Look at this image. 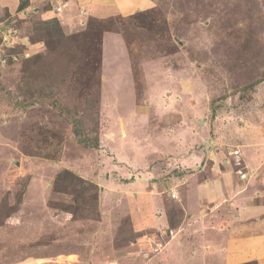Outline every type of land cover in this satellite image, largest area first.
I'll return each instance as SVG.
<instances>
[{"label": "rangeland", "instance_id": "rangeland-1", "mask_svg": "<svg viewBox=\"0 0 264 264\" xmlns=\"http://www.w3.org/2000/svg\"><path fill=\"white\" fill-rule=\"evenodd\" d=\"M70 2L19 0L0 20V264H152L176 233L136 230L139 205L179 222L172 178L205 176L216 137L245 170L244 141L264 135V0H156L128 16ZM92 17L113 29L97 31L99 66ZM80 115L98 147L74 135Z\"/></svg>", "mask_w": 264, "mask_h": 264}, {"label": "crops", "instance_id": "crops-1", "mask_svg": "<svg viewBox=\"0 0 264 264\" xmlns=\"http://www.w3.org/2000/svg\"><path fill=\"white\" fill-rule=\"evenodd\" d=\"M36 1L40 3L46 0H32L33 5L38 4ZM70 1L73 10L83 6L88 12H94L98 7L114 9L123 16L149 8L156 2V0ZM18 2L19 0H0L2 22L6 20L5 8L13 9ZM6 18L9 20L8 16ZM255 132L257 134L250 140L248 136L242 145L245 147L243 153L246 168L243 170L246 173L243 177L234 166L226 162L227 157L224 154L228 151L221 150L220 145H217L220 141L216 137L214 148L206 150L209 153L207 156L200 157L202 170L206 171L205 176L200 173V180L197 182L179 171L182 175L172 178L170 188L174 189L175 198L182 201L181 197L179 198L182 188L186 193L183 200L185 204H182L183 219L179 222L173 224L167 218L166 209L156 207V204L153 205L152 214L147 210L144 217L143 208L139 205L138 210L144 223L136 230L141 231L152 226L163 230L160 234H164L167 228L175 230L176 233L167 240L165 249L155 256L154 264H237L247 261L264 264V135ZM184 162L191 164L196 161L194 157H187ZM134 182L139 187H136L135 196L139 194L138 202L143 204L142 200L147 199L146 194L150 191L142 188L141 184L144 182L139 181L137 176ZM170 193L168 190V195ZM140 237L141 244L143 237Z\"/></svg>", "mask_w": 264, "mask_h": 264}, {"label": "trees", "instance_id": "trees-1", "mask_svg": "<svg viewBox=\"0 0 264 264\" xmlns=\"http://www.w3.org/2000/svg\"><path fill=\"white\" fill-rule=\"evenodd\" d=\"M107 22H108L107 20L97 19V18H93V17L90 18V21H89V26L91 27V31H93V35L98 36V39H96V41H94V42H96L95 44H97L96 47H95L96 58L98 59L97 62H96L97 66H99V62L98 61L101 59V56H100V54H101V43H100L101 38L99 37V33H97V31L100 30V34H101V31H103V30H113L111 28L112 25L109 26ZM57 26L58 27L60 26L58 21H57ZM57 26L55 24H53V27H57ZM98 26H99V28H98ZM115 26H116L117 29H119V27L117 25H115ZM50 28H51V25L49 26V29ZM61 36H64V35H62L60 33V38H61ZM70 37H75V36H70ZM57 40H59V39H57ZM49 43H50V41H49ZM83 63H84V66H86V67L90 65V62L87 63L85 61ZM81 65H80L79 68L82 67ZM88 100H87V103H88ZM96 100H97V98H96ZM98 107H99L98 105L95 108H93L91 106H87V111L90 112L91 110H97ZM84 117H85L84 115L83 116L80 115V116H78L77 118L74 119V121H73V132H74V135L76 136L77 140L84 147H88V148L94 147V148H96V147L99 146V138L98 137H94L93 140H90L89 131H86V128L84 126V122H85ZM129 221H130V219H129ZM131 227H132V225H131ZM134 231H135V229H134Z\"/></svg>", "mask_w": 264, "mask_h": 264}, {"label": "built area", "instance_id": "built-area-1", "mask_svg": "<svg viewBox=\"0 0 264 264\" xmlns=\"http://www.w3.org/2000/svg\"><path fill=\"white\" fill-rule=\"evenodd\" d=\"M2 60V62H4L5 61V59H1ZM240 154V151L239 150H237V149H235L234 151H233V153H232V155H234V156H237V155H239ZM227 162L228 163H230V161L229 160H227ZM236 164L237 165H241L242 164V162H241V160H237L236 161ZM241 167V166H240ZM237 172H238V174L241 176V177H243L246 173H244V171H243V169L242 168H239V169H237ZM172 194H173V196L175 195V192L174 191H172ZM163 245H164V243H157V246H156V250H159V249H162V247H163Z\"/></svg>", "mask_w": 264, "mask_h": 264}]
</instances>
